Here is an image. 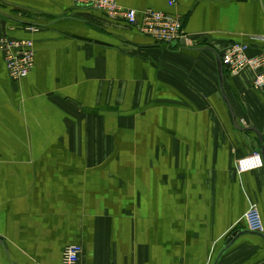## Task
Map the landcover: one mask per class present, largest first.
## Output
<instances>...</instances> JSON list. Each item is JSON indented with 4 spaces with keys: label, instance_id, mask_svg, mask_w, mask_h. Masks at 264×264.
Wrapping results in <instances>:
<instances>
[{
    "label": "crops",
    "instance_id": "0c3cea01",
    "mask_svg": "<svg viewBox=\"0 0 264 264\" xmlns=\"http://www.w3.org/2000/svg\"><path fill=\"white\" fill-rule=\"evenodd\" d=\"M116 1L180 17L188 44L72 0H0V39L35 48L18 81L0 52V264H63L72 245L83 264H264L245 217L264 222V168L237 170L264 157V89L225 72L229 107L217 62L264 36V0Z\"/></svg>",
    "mask_w": 264,
    "mask_h": 264
},
{
    "label": "built area",
    "instance_id": "2783aa9c",
    "mask_svg": "<svg viewBox=\"0 0 264 264\" xmlns=\"http://www.w3.org/2000/svg\"><path fill=\"white\" fill-rule=\"evenodd\" d=\"M74 5L82 8L95 9L107 14L110 18L122 20L130 26H137L144 35L151 37L158 44L174 45L185 42L188 44V34L184 28L183 20L178 16H171L161 11L146 9L142 13L139 23L137 10L125 8L116 0H72ZM174 1L171 2V5ZM35 31L34 29H31ZM253 45L264 47V36L251 37ZM251 43H233L223 52V66L231 76H238L245 70L256 73L254 89H264V53L251 56ZM0 52L3 54L6 67L11 78L15 81L27 77L35 64V48L31 39H0ZM264 168V157L261 151H255L244 158L237 160L239 173L261 170ZM246 217L247 230L264 234V222L257 206H252ZM63 264H83V247L80 245L69 246L64 251Z\"/></svg>",
    "mask_w": 264,
    "mask_h": 264
},
{
    "label": "water",
    "instance_id": "95a60500",
    "mask_svg": "<svg viewBox=\"0 0 264 264\" xmlns=\"http://www.w3.org/2000/svg\"><path fill=\"white\" fill-rule=\"evenodd\" d=\"M185 44V42H182ZM206 50H209L213 53H215L211 48L209 47H206L205 48ZM217 62H218V68H219V81H220V85H221V91H222V95H224V98L226 100V103L229 105L230 107V104L228 102V98H227V95L225 94V81H224V76H225V72H226V69L225 67L223 66V62H222V58L221 56H217ZM232 114H233V120L237 126V128L241 131V132H246V131H254L257 133V131L254 129V128H243L241 126L238 125V122L236 121V118H235V115H234V112H233V109H232ZM257 234V233H256ZM259 236L263 237V235L261 234H258Z\"/></svg>",
    "mask_w": 264,
    "mask_h": 264
},
{
    "label": "trees",
    "instance_id": "16d2710c",
    "mask_svg": "<svg viewBox=\"0 0 264 264\" xmlns=\"http://www.w3.org/2000/svg\"><path fill=\"white\" fill-rule=\"evenodd\" d=\"M222 56H223V53H222ZM226 73H227V75H226V76H229V77L231 76V75H230L228 72H226Z\"/></svg>",
    "mask_w": 264,
    "mask_h": 264
}]
</instances>
